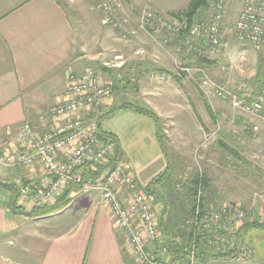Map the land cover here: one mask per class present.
Masks as SVG:
<instances>
[{
    "label": "crops",
    "instance_id": "1",
    "mask_svg": "<svg viewBox=\"0 0 264 264\" xmlns=\"http://www.w3.org/2000/svg\"><path fill=\"white\" fill-rule=\"evenodd\" d=\"M140 1L129 0L136 7ZM91 2L94 1L0 0V146L3 151L18 146L17 132L23 123H29L38 132L53 126L52 118L45 112L60 102L70 72L84 71L101 61L106 66L107 53L109 58L119 56V30L103 24L102 13L95 8L98 5ZM168 4L171 3L167 1L162 6L154 2L164 10L169 9ZM136 32L139 33L136 43L139 35L149 36ZM148 63L149 60L133 62L132 70L154 69ZM103 66L100 69L107 71ZM155 67L163 71L160 66ZM102 71L99 74L103 78ZM121 91L124 90L118 88L115 96L103 102L97 119L109 115L105 131L117 137L120 159L129 165L137 182L146 186L163 171L166 158L156 137L155 124L149 117L138 113L127 115L124 111L111 113L119 100L124 99ZM113 119L121 122V126L116 128ZM35 166L23 168L26 173L4 167L0 182L25 183L41 189L45 177L39 166L36 168L40 172L35 171ZM8 190L0 188V264H137L131 246L99 194L74 195L66 189L62 194L68 192L70 202L59 212L29 219L12 211Z\"/></svg>",
    "mask_w": 264,
    "mask_h": 264
},
{
    "label": "rangeland",
    "instance_id": "2",
    "mask_svg": "<svg viewBox=\"0 0 264 264\" xmlns=\"http://www.w3.org/2000/svg\"><path fill=\"white\" fill-rule=\"evenodd\" d=\"M92 1L96 2L98 6H95L94 2L91 3L101 11L102 16L115 15L118 18H126L125 28L136 30L138 18L144 6L166 16L170 10L185 8L189 0H141L137 7L130 5L131 2L126 3L125 0H108L107 10L104 9L102 0ZM155 1L160 2L162 6L167 1L171 4L166 5L168 10H164L154 5ZM62 2L66 3V0ZM241 4L242 0L225 1V21L221 30V44L216 52L211 53L204 47L203 52L198 55L185 47L181 48L179 44H173L172 39L176 36L169 37L166 44H160L150 35H144L145 38L139 35V41L136 43L134 40L137 39L135 37L139 34L138 32L123 38L121 29H118L121 44L118 46L119 56L109 58V53H107L106 58L108 59L105 61L108 65L103 66L101 61V64H91L88 68L92 67L99 71L98 73H101L100 67L102 66L110 70L114 78L108 75V71H102L105 76L103 79L110 77L115 83L117 82L114 92L118 88L124 90L121 91L124 99L119 100L114 112L124 111L123 113H128L127 115L136 114L137 112H133L131 108L126 109L124 105L126 102H123L129 101L134 105L149 107L159 115L163 144L168 158L174 165L176 176L185 178L193 169H201L209 175L210 184L204 189L209 207L213 208L214 196H217L219 204L230 202L240 205L247 212L246 218L249 220L257 211L261 221H264V113L251 115L234 111L229 99H221L212 95L211 88L208 92H204L199 86V77L195 75L199 67L210 79L212 85L239 92L246 100H260L264 105V90L259 94L256 85L258 69L264 72V50L238 41L233 34V25ZM211 11L210 7L200 20H208ZM110 22L105 25L110 26ZM139 49L143 52L138 53ZM198 58H204L205 64L199 66L196 62ZM148 60V66L152 65L154 69L150 71L145 69V71L163 73L164 80L157 81L150 78L146 72H142L140 67L138 68L140 72H137V68L132 70L133 62L142 63ZM155 66H160L163 71L156 70ZM185 66L193 68L191 71L193 75H184L178 81L177 78L181 73H185L182 71ZM131 77H134V81L129 80ZM125 79L129 80V83L123 88ZM114 92L115 96L117 93ZM204 100L208 103L212 113H218V115L213 117L208 113ZM236 117H240L241 120L236 122ZM108 119V114L99 118L100 132H106L104 128L106 125L108 128ZM114 119L115 127L121 126V122ZM218 137L234 148L239 156H233L230 151L216 145L215 140ZM12 168L26 173L23 168ZM4 169L0 165V171ZM35 171L40 172L39 168ZM45 184L46 177L43 186L39 187L42 189ZM140 184L145 187L144 183ZM66 189L70 192L72 188L67 187ZM166 191L172 204L168 216L169 221H171L174 233L183 237V228H180L179 224L186 225V221H189L190 200L172 195L168 185ZM10 192L8 190V194ZM62 193L47 205L54 204L56 199L63 195ZM76 194L79 193L74 195ZM159 203H152L158 216ZM28 205L23 202L21 211L24 213L21 214L28 216L29 219L41 217L30 216L28 213L35 206ZM57 212L59 211L43 216ZM187 227L188 224L185 228ZM38 229L40 231L41 227ZM244 239L247 242L245 245L249 246L252 251L250 258L241 261L237 259L212 260L206 261L205 264H264V229L248 228L244 232ZM7 250H11V247L8 246Z\"/></svg>",
    "mask_w": 264,
    "mask_h": 264
},
{
    "label": "built area",
    "instance_id": "3",
    "mask_svg": "<svg viewBox=\"0 0 264 264\" xmlns=\"http://www.w3.org/2000/svg\"><path fill=\"white\" fill-rule=\"evenodd\" d=\"M107 1L102 0L105 10L108 9ZM225 1L214 0L209 19L191 25L184 41L186 49L198 55L204 47L211 53L217 51L225 21ZM110 21H113L111 25L114 28L121 29L123 38L142 31L160 44H166L171 36H178L182 29L178 19L156 13L148 6H144L139 15L136 30L125 28L126 18L103 16V24ZM233 34L238 41L264 50V0H242ZM140 52L143 50L139 49ZM192 70V67L182 68L186 76H192ZM142 72L146 71L142 69ZM146 74L157 81L164 80L163 73ZM195 75L199 77V86L204 92L211 88L212 95L229 99L234 111L261 114L263 105L260 100H246L237 92L212 85L199 67ZM129 80L134 81V77ZM115 85L113 79H103L92 67L70 72L60 102L45 112L52 118L53 126L38 132L29 123L20 125L18 146L7 152L0 146V165L26 169L37 165L46 177L42 189L19 183L18 205L23 206V202L30 207L50 204L67 187L72 188V194L95 192L115 218L134 252L137 264H170L167 248L156 246L160 242L161 231L159 216L152 205L153 198L137 182L129 165L121 159H114V143L110 139L99 138L98 108L112 97ZM200 195L199 189L197 197ZM246 215L247 212L235 203H223L218 209L207 211L203 222L212 228L208 247L218 252L234 250L232 237L244 223ZM251 256V249L244 244L238 248L236 259L241 261ZM172 264L197 262L192 251L186 263L175 261Z\"/></svg>",
    "mask_w": 264,
    "mask_h": 264
},
{
    "label": "trees",
    "instance_id": "4",
    "mask_svg": "<svg viewBox=\"0 0 264 264\" xmlns=\"http://www.w3.org/2000/svg\"><path fill=\"white\" fill-rule=\"evenodd\" d=\"M213 1L214 0H189L185 8L176 11L170 10L166 13L167 15L178 19L182 23V29L179 35L172 39L173 44H179L181 48L184 47V41L189 34V28L193 23L202 19L201 17L204 16L203 14L210 7L213 8ZM125 2L129 3V0H125ZM110 23L112 24L113 21ZM196 62L199 66H202L205 64V59L198 58L196 59ZM146 70L153 69L147 68ZM107 71L108 75L111 78H114L111 71ZM184 75V73H181L177 80L180 81L181 77ZM125 80L126 81L123 82L125 83L123 87H127L129 83V80ZM256 85L258 88V93L261 94L264 90V72L260 69H258L256 75ZM238 96L241 97V93L238 92ZM125 104L127 108H131L133 111L149 117L154 122L156 137L166 158V166L163 171L153 177L144 187L147 194L153 197V203L160 202L159 227L161 231V239L156 245L157 248H160L161 246H165L167 248V256L170 264L175 261L186 263L192 251L194 252L197 264H205L206 261L212 260L224 261L236 259L238 248L244 244H247L244 239V232H246V229H264V221H261L257 211L251 220L248 218L245 219L244 223L232 237L235 245L234 250L218 252L213 251L210 247H208L207 241L212 237V228L204 225L203 217L207 211L218 209L221 205L217 200V196H214L215 198L212 205L213 208L209 207L208 205V197L204 194V189L210 184L209 175L201 169H193V171L188 173L185 178H178L174 170V165L168 158L165 145L163 144L159 115H157L154 110L146 106H138L132 103ZM204 105L206 106L208 113H210L213 117L218 115V113H212V110H210V107L205 100ZM111 113H114V110ZM262 113H264V105L262 108ZM240 120V117H236L235 121L239 122ZM99 138L102 140L110 139L115 145L114 159H120V147L117 137L112 133L100 132L99 130ZM215 144L226 149L227 151H230L233 156H239L238 152L222 138L218 137L215 140ZM167 185L170 187L172 195L189 199L191 203L188 209L189 221H186V225L188 224L189 228H185L186 225L179 224L180 228H183V237H180L174 233L173 227L171 226V221H169L168 216L170 215V208L172 207V204L170 202L169 194L166 191ZM1 187H5L11 191L9 206L12 211L18 214L24 213L21 211L23 206L18 205L16 202L18 198V185H8L0 182V188ZM199 189L201 190V195L197 197V192ZM67 194L68 192L58 197L55 203L52 205H43L41 207L33 208L28 214L30 216H43L61 210L70 202V199L67 198Z\"/></svg>",
    "mask_w": 264,
    "mask_h": 264
}]
</instances>
